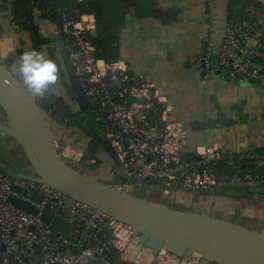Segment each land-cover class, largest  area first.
Masks as SVG:
<instances>
[{"label":"built area","instance_id":"1","mask_svg":"<svg viewBox=\"0 0 264 264\" xmlns=\"http://www.w3.org/2000/svg\"><path fill=\"white\" fill-rule=\"evenodd\" d=\"M28 8L58 28L86 102L91 139L82 145L65 141L69 128L80 130L59 114L67 107L62 98L56 97L52 108L37 104L58 139V154L69 165L91 173L98 165L95 142L103 140L118 158V172L123 169L130 177L119 189L134 196L146 186L213 192L264 179L260 171L264 151L224 153L214 144H204L193 150L195 158H186L187 129L155 84L120 59L98 58L91 42L98 26L94 13H83L76 5L52 6L48 0H29ZM19 20L14 15L12 25L18 26ZM257 29L256 21L232 14L219 44L204 35L202 51L194 59L203 81H209L216 64L228 80L264 85L260 61L264 40L256 38ZM222 164L228 170H220ZM11 198L29 203L38 212L19 208ZM46 210L52 212V219L60 216L70 226L68 235L56 233L44 221ZM141 236L132 225L44 183L0 175V264H216L165 248L155 254Z\"/></svg>","mask_w":264,"mask_h":264},{"label":"crops","instance_id":"2","mask_svg":"<svg viewBox=\"0 0 264 264\" xmlns=\"http://www.w3.org/2000/svg\"><path fill=\"white\" fill-rule=\"evenodd\" d=\"M48 1L52 6L64 7L83 0ZM117 4L120 60L154 83L174 106V116L188 132L185 157L195 158L193 150L204 144H214L224 153L264 151V85L228 80L216 64L212 77L204 82L194 67V59L202 51L203 36L209 34L219 44L232 14L256 21V38L264 40V0H117ZM15 10L13 0H0L2 60L23 84L19 72L23 53L34 49L55 61L57 80L46 92L67 103V111L74 114V125L80 130L67 133L65 141L75 145L88 143L91 131L86 120L87 107L64 55L65 46L58 28L35 15V23L47 40L36 49L29 32L12 25ZM260 61L264 71V53H260ZM57 89L58 94L54 93ZM27 90L35 101L40 97ZM3 117L0 109V119ZM94 149L98 165L91 173H95L97 180L117 188L129 182L127 172H118V158L105 141L95 142ZM26 162L20 147L0 132V174L2 167L29 172ZM228 168L224 166L220 170ZM144 190L149 197L156 194L158 200L147 199L150 202L235 221L264 234V179L222 186L213 192H191L161 185L146 186Z\"/></svg>","mask_w":264,"mask_h":264},{"label":"water","instance_id":"3","mask_svg":"<svg viewBox=\"0 0 264 264\" xmlns=\"http://www.w3.org/2000/svg\"><path fill=\"white\" fill-rule=\"evenodd\" d=\"M66 59L74 74L67 52ZM78 89L83 97L79 85ZM0 109L4 115L0 132L20 147L32 169L26 172L2 167L5 172L44 183L132 225L141 231V242L152 247L155 254L165 248L178 256L204 257L216 264H264V234L235 221L150 202L69 165L58 154V139L35 99L1 56ZM32 197L41 200L36 194ZM11 202L31 213L38 212L22 200L11 198ZM43 219L56 233L69 234L70 226L60 216L52 219V212L46 210Z\"/></svg>","mask_w":264,"mask_h":264},{"label":"trees","instance_id":"4","mask_svg":"<svg viewBox=\"0 0 264 264\" xmlns=\"http://www.w3.org/2000/svg\"><path fill=\"white\" fill-rule=\"evenodd\" d=\"M13 1L16 7L14 15L20 19L18 26L29 32L34 47L39 49L47 40L41 35L39 27L35 23L33 11L28 8L29 0ZM72 5H76L83 13H94L97 17V32L91 37V42L97 49L98 58L106 62L118 61L120 59V27L118 23L119 11L117 10V0H83L82 2L76 1ZM157 13L158 11L155 14L157 15ZM243 17L249 18L246 16ZM36 102L41 107L46 106L47 108H52L53 104L57 102V99L51 92H46L44 96L36 99ZM67 109V107L61 108L59 114L64 118H68L72 125L76 120L73 116L74 114L67 111ZM78 124L80 125L82 123ZM218 167L224 168V165L222 164ZM260 171L264 172V168H261Z\"/></svg>","mask_w":264,"mask_h":264},{"label":"clouds","instance_id":"5","mask_svg":"<svg viewBox=\"0 0 264 264\" xmlns=\"http://www.w3.org/2000/svg\"><path fill=\"white\" fill-rule=\"evenodd\" d=\"M20 59L19 72L24 84L33 94L44 96L49 86L57 80V64L34 49L23 53Z\"/></svg>","mask_w":264,"mask_h":264},{"label":"rangeland","instance_id":"6","mask_svg":"<svg viewBox=\"0 0 264 264\" xmlns=\"http://www.w3.org/2000/svg\"><path fill=\"white\" fill-rule=\"evenodd\" d=\"M63 51H64V55H66V50H64L63 49ZM56 91V92H55ZM54 91V93H57V91H58V89L57 90H55ZM58 94V93H57ZM75 130H73L72 128H69L68 129V133H70V132H74ZM77 131V130H76ZM8 137V136H7ZM27 163V162H26ZM123 170V169H122ZM124 171V170H123ZM29 172H32V169H29ZM86 174H88V175H90V176H92L93 178H95V179H98L97 178V176H94V174L93 173H86ZM0 175H9V176H11V177H15V176H12L11 174H9V173H7V172H5L4 170H2V174H0ZM145 192V190H143L142 191V193H137V196H139L140 198H146V199H150V200H154V201H156V200H158L157 198H156V194H154V196H148L147 194H145L144 193ZM158 195V194H157ZM160 202H163V200H159ZM164 202H166V201H164ZM195 212V211H194Z\"/></svg>","mask_w":264,"mask_h":264}]
</instances>
